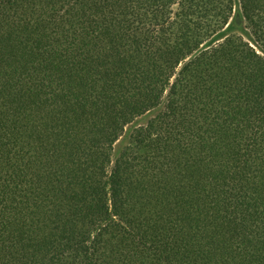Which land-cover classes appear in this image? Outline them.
Masks as SVG:
<instances>
[{
  "label": "trees",
  "instance_id": "obj_1",
  "mask_svg": "<svg viewBox=\"0 0 264 264\" xmlns=\"http://www.w3.org/2000/svg\"><path fill=\"white\" fill-rule=\"evenodd\" d=\"M0 264H264V0H0Z\"/></svg>",
  "mask_w": 264,
  "mask_h": 264
},
{
  "label": "rangeland",
  "instance_id": "obj_2",
  "mask_svg": "<svg viewBox=\"0 0 264 264\" xmlns=\"http://www.w3.org/2000/svg\"><path fill=\"white\" fill-rule=\"evenodd\" d=\"M244 21L242 20L241 17V12L239 6L237 7L236 13H235V18L232 23V28L230 31L238 32V33H246L244 31ZM250 39H252L250 36H248ZM140 122H144L143 119L140 120Z\"/></svg>",
  "mask_w": 264,
  "mask_h": 264
}]
</instances>
